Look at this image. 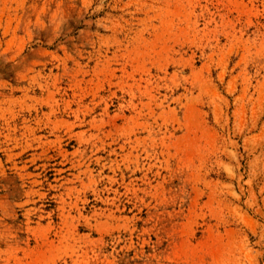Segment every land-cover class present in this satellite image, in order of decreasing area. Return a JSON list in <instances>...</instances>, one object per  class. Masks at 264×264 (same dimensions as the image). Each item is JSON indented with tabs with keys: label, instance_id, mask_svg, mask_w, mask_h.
<instances>
[{
	"label": "rangeland",
	"instance_id": "374dc122",
	"mask_svg": "<svg viewBox=\"0 0 264 264\" xmlns=\"http://www.w3.org/2000/svg\"><path fill=\"white\" fill-rule=\"evenodd\" d=\"M0 264H264V0H0Z\"/></svg>",
	"mask_w": 264,
	"mask_h": 264
}]
</instances>
